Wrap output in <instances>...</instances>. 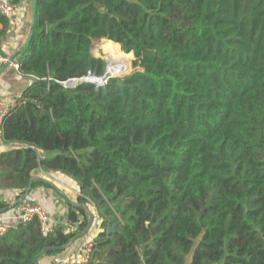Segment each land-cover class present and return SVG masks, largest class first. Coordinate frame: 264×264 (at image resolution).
Segmentation results:
<instances>
[{"label": "trees", "instance_id": "obj_1", "mask_svg": "<svg viewBox=\"0 0 264 264\" xmlns=\"http://www.w3.org/2000/svg\"><path fill=\"white\" fill-rule=\"evenodd\" d=\"M10 24L0 13V49ZM94 40L138 70L64 88L106 75ZM18 61L35 81L3 122L0 190L22 193L17 209L51 187L41 170L81 195L75 231L19 223L0 264L61 254L91 229L90 206L106 230L96 264H264V0H36Z\"/></svg>", "mask_w": 264, "mask_h": 264}, {"label": "crops", "instance_id": "obj_2", "mask_svg": "<svg viewBox=\"0 0 264 264\" xmlns=\"http://www.w3.org/2000/svg\"><path fill=\"white\" fill-rule=\"evenodd\" d=\"M32 0H20L15 14L10 17V28L2 39L0 49V102L11 105L18 101L24 92L33 84L35 77L23 74L20 69H16L15 64H19L18 55L29 41L32 32ZM10 146L0 148V155L10 150ZM36 179L45 180L50 188H37L27 192L22 199L41 205L50 216V225L53 228L63 227L66 232L75 231L76 226L68 222V204H76L81 195L77 183L62 173L47 174L39 170L34 172ZM22 193L19 190H0V201L11 205L9 210L0 213V222L13 227L20 223L19 212L13 209L18 197ZM90 213L94 216L91 220V230L88 233L90 239H95L104 231L102 220L98 217L97 211L93 206L89 207ZM83 243V238L76 241L64 252L56 256H42L38 264H55L54 258L65 259L75 254Z\"/></svg>", "mask_w": 264, "mask_h": 264}, {"label": "built area", "instance_id": "obj_3", "mask_svg": "<svg viewBox=\"0 0 264 264\" xmlns=\"http://www.w3.org/2000/svg\"><path fill=\"white\" fill-rule=\"evenodd\" d=\"M17 10V4L15 0H0V13L5 17H12ZM16 69H20V65L17 63L14 65ZM2 65H0V70ZM18 101L12 103L11 105H5L0 102V148L5 147V142L3 138V122L6 116L17 107ZM19 206L17 208L19 212L20 223H27L34 219H37L40 223L41 230L44 235L50 233L53 227L50 225V216L47 211L39 204L30 201L27 198L20 200ZM91 227V226H90ZM13 226L0 222V237H2L7 231L12 229ZM76 229V227L74 228ZM91 229L89 228L82 236L83 243L78 251L62 259L60 257L54 258L55 264H96L93 260V253L95 249V243L88 233Z\"/></svg>", "mask_w": 264, "mask_h": 264}, {"label": "rangeland", "instance_id": "obj_4", "mask_svg": "<svg viewBox=\"0 0 264 264\" xmlns=\"http://www.w3.org/2000/svg\"><path fill=\"white\" fill-rule=\"evenodd\" d=\"M111 48H116L119 51L121 50V47H116L114 43H109L104 40H94L93 45H92V51L93 54L98 57L102 58L105 61L109 62V70H110V62L114 60V58L120 57L121 59L119 60V71L117 73L111 74L109 71L110 75L112 76H119L115 78H125L129 76L131 73H133L135 70H138L134 65L136 58L131 54H126L124 52H115L112 51ZM108 70V68H107Z\"/></svg>", "mask_w": 264, "mask_h": 264}, {"label": "water", "instance_id": "obj_5", "mask_svg": "<svg viewBox=\"0 0 264 264\" xmlns=\"http://www.w3.org/2000/svg\"><path fill=\"white\" fill-rule=\"evenodd\" d=\"M32 9H33V18H32V32L34 30V26H35V9H36V0H32ZM32 36V33L30 35V38ZM29 38V40H30ZM107 63V73L104 77L102 78H98V77H87V78H81V79H71L67 82L61 83V85L64 88H74L77 85H80L82 83H92V84H96L97 86L101 87L104 86L111 78H115L114 76L110 75L109 73V62L106 61ZM114 220H111L110 223H113ZM115 232V225L111 226L108 228L107 230V234L111 235L112 233Z\"/></svg>", "mask_w": 264, "mask_h": 264}, {"label": "bare ground", "instance_id": "obj_6", "mask_svg": "<svg viewBox=\"0 0 264 264\" xmlns=\"http://www.w3.org/2000/svg\"><path fill=\"white\" fill-rule=\"evenodd\" d=\"M104 41L111 43L108 40H104ZM120 59H121L120 57H117V58H114V60H112L110 62V70L109 71L111 72V74L117 73L119 71V60ZM114 77H119V76H114Z\"/></svg>", "mask_w": 264, "mask_h": 264}]
</instances>
